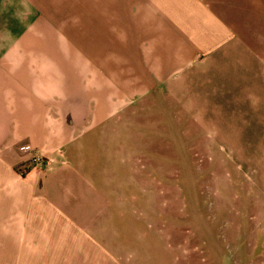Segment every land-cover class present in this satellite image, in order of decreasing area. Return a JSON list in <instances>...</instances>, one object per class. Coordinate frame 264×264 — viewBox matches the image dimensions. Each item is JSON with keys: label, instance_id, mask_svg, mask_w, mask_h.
Wrapping results in <instances>:
<instances>
[{"label": "crops", "instance_id": "crops-1", "mask_svg": "<svg viewBox=\"0 0 264 264\" xmlns=\"http://www.w3.org/2000/svg\"><path fill=\"white\" fill-rule=\"evenodd\" d=\"M246 4L83 0V30H25L36 10L0 0V264H124L133 242L112 177L124 134L106 123L107 83L135 92L232 50L254 30L239 17Z\"/></svg>", "mask_w": 264, "mask_h": 264}, {"label": "rangeland", "instance_id": "rangeland-1", "mask_svg": "<svg viewBox=\"0 0 264 264\" xmlns=\"http://www.w3.org/2000/svg\"><path fill=\"white\" fill-rule=\"evenodd\" d=\"M10 1L22 16L36 10L25 30H83V0H43L42 12L34 0ZM239 9L254 30H240L229 52L135 92L107 83L117 96H107L106 123L124 134L112 176L133 242L124 264H264L263 2Z\"/></svg>", "mask_w": 264, "mask_h": 264}, {"label": "built area", "instance_id": "built-area-1", "mask_svg": "<svg viewBox=\"0 0 264 264\" xmlns=\"http://www.w3.org/2000/svg\"><path fill=\"white\" fill-rule=\"evenodd\" d=\"M32 162L39 163L40 162V158L37 155H34V157L32 159Z\"/></svg>", "mask_w": 264, "mask_h": 264}]
</instances>
